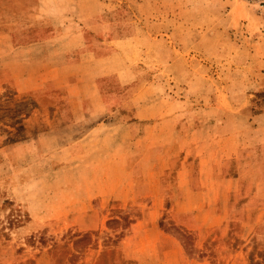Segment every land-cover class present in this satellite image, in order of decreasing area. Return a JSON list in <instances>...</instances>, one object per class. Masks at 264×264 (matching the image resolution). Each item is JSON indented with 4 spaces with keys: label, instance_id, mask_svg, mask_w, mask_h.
<instances>
[{
    "label": "rangeland",
    "instance_id": "obj_1",
    "mask_svg": "<svg viewBox=\"0 0 264 264\" xmlns=\"http://www.w3.org/2000/svg\"><path fill=\"white\" fill-rule=\"evenodd\" d=\"M97 1L69 9L100 16L88 40L105 63L90 77L116 96L130 126L117 156L147 191L111 203L100 232L68 228L67 213L51 210L63 176L32 171L63 162L37 159L42 119L6 78L41 68L15 62L2 37L0 264H264V153L238 158L264 144V0Z\"/></svg>",
    "mask_w": 264,
    "mask_h": 264
},
{
    "label": "crops",
    "instance_id": "obj_2",
    "mask_svg": "<svg viewBox=\"0 0 264 264\" xmlns=\"http://www.w3.org/2000/svg\"><path fill=\"white\" fill-rule=\"evenodd\" d=\"M24 3L28 7L25 8L20 0H0V38L10 41L9 48L17 53L14 54L15 62L41 69L33 74L19 72L12 79L6 78L9 77L7 81L15 95H31L36 105L34 114H39L42 119L34 133L37 159L46 157L54 167L63 162L62 171L53 172L48 167L42 174L33 167L32 172H39L36 179L57 176L60 179L61 172L63 192L48 194L54 200L51 210L67 213L68 228L84 233L100 232L110 222L103 217L109 205L120 203L126 207L136 191L141 192V187L135 184L128 160H120L117 156L121 145L119 131L123 133L122 143L125 144L130 137V126L119 113L120 108L112 105L116 96L102 92L98 80L90 77L92 71L104 68L105 63L96 57L97 49L88 40V37L100 34V24L96 22L100 16L93 9L82 17L69 9L75 10L79 5L88 8L98 1L26 0ZM21 6L25 8L23 11ZM72 53L78 54L74 62ZM2 61L0 57V77L7 74L1 69ZM259 143L241 146L238 158L263 155L264 147H258ZM247 148L253 151L246 152ZM59 156L62 161L52 162L51 159ZM120 164L125 167L120 169ZM145 186L147 184L143 182V194L147 191ZM58 195L63 200L56 201ZM135 225L132 223L131 228ZM158 237L170 243L168 253L177 249L169 236ZM99 249L100 252L102 246Z\"/></svg>",
    "mask_w": 264,
    "mask_h": 264
}]
</instances>
